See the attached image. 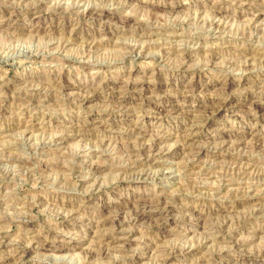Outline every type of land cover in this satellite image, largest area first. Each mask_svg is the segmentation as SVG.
Segmentation results:
<instances>
[{"label":"rangeland","instance_id":"1","mask_svg":"<svg viewBox=\"0 0 264 264\" xmlns=\"http://www.w3.org/2000/svg\"><path fill=\"white\" fill-rule=\"evenodd\" d=\"M0 5V257L29 236L72 248L49 263L31 250L18 264H86L110 231L95 232L85 216L95 223L163 198L176 207L131 226L142 242L122 264H211L214 254L223 264H264L256 211L264 202V0ZM92 7L108 10L105 23L83 13ZM224 102L234 112L218 111ZM174 108L183 118L162 112ZM138 137L157 138L171 152L167 166L137 165L140 155L128 149ZM86 149L100 154L83 158ZM196 213L206 215L200 224ZM238 235L251 240L236 248ZM154 244L192 253L166 263Z\"/></svg>","mask_w":264,"mask_h":264},{"label":"bare ground","instance_id":"2","mask_svg":"<svg viewBox=\"0 0 264 264\" xmlns=\"http://www.w3.org/2000/svg\"><path fill=\"white\" fill-rule=\"evenodd\" d=\"M1 5H0V8L2 7ZM246 5L247 4H245V6ZM248 5H249V7L258 6L257 4H255V2H251ZM83 13L85 15H91L93 18H96V19L100 17L101 20H102V22H104V23L106 22V20H104V16H108L107 15V13H108V10L107 9H97L96 7L95 8H93V7L92 8H84ZM215 26L217 27L216 24H215ZM106 29L108 30V28H106ZM142 47L143 46H136V47L131 48L130 50L132 51V55H137V53H139L138 51H140V49ZM186 59H187V57H186ZM231 82H233V80H229L228 85ZM69 87L70 86H68L67 84H64L63 85V88H69ZM195 87L196 86H190L187 91L188 92L195 93L196 90H197V89H195ZM230 94H231V92H227V96L230 97ZM146 98L147 99H144V104H146V106L147 105H151L150 102L147 101L148 100V97L147 96H146ZM223 108H226L227 110H231L232 112H234L235 105L234 106H230V104H228V102H224V104L221 105V107L219 108L218 111H220ZM254 109H258V110L261 111L260 108L255 107V106H254ZM179 111L180 110H178L177 108H174V109H170L169 111L163 110L162 112H166V113L169 112V113H172V114H176L175 115V118H183V116L182 117H179V116L180 115H183L185 113H182V112L180 113ZM209 113H210V111H209ZM177 114H180V115L177 116ZM87 122H90V124H92V120H91L90 117H89V119H87ZM30 123H31V125L27 126L26 128H28V129L29 128H33V127L35 128V119H31L30 120ZM138 138L140 140V141H138V143H139L138 145H134V146H131V147L128 146V147H130L128 149L129 151H134L135 153H137V154L140 155L139 156L140 157V160L137 162L138 163L137 165H139L141 167V166H143V165H145L147 163H151L152 166H153L152 168H154V167H158L159 168V167L167 166V159L169 158L171 152L169 150L159 149L158 148V143H157V140H156L157 138L156 139H153L151 141L142 140V139H140V137H138ZM53 141L55 143H58L59 142V138L58 139L55 138ZM252 145H254V144H252ZM49 150L50 149H43L42 148L40 151H42V152L45 153V152H49ZM98 154H100V151H98V150L95 151V150H92V149L91 150L90 149L89 150L86 149L85 152H83V153L81 152V155L80 156L83 157V158H89V157H96V156L98 157ZM243 157H245V156H243ZM245 160H247V159H245ZM3 162H9L10 163L11 160L9 158L8 160H5ZM18 162L21 163V164H23V165L30 164L29 161H27V160L24 161V159L22 161H18ZM246 163H248V162H246ZM63 168H66L67 169V165L66 164H63L61 167H57V169H60V170H62ZM80 170L81 171L87 170V172L90 173V172H92V170L94 171L95 169H94V167H90V166H87V167L80 166ZM84 180H86V179H84ZM237 193H239V192H237ZM0 200H2V199H0ZM127 205L128 204L125 203V206H127ZM133 205H134V207H132L133 210H131V211L122 212V211H119L118 210V211L115 212L114 215L107 216L103 220H98L95 223L92 222L94 220L93 217L85 216L83 218V221L81 223L84 224L86 221L89 222L90 226L93 227L95 229L94 231L97 232V233H104L103 232V229L107 228V227H105L106 225H109L108 226V228H109L108 230L110 231L109 234L107 235L108 238H105L103 241L101 240V242L99 244H97L96 247H92V249H89L88 250V253H87L88 257L87 258H89V259H88V261H87L86 264H92L93 262H96V264H122V261L126 259L125 253L131 250V247H132L133 242H135V241L142 242V239L141 238L140 239L139 238L138 239H133V238L131 239L132 232H133V229H131V226L135 225L139 221H142V220L145 221V217H146V214L147 213H157V212H163V211L167 213V212H170L171 211V208L176 207V204L175 203L173 204V203L169 202V200L168 201H165V199H163V198H158L156 200L146 201V202L139 201L138 203L133 204ZM258 206L259 207L256 209L257 213L260 216L264 217V202L260 203ZM82 209L83 208L81 206L77 207L76 210L70 211L71 212V215L74 216V214H79L80 212H82ZM204 216H206V215L203 214V213H196L194 215V218L191 219V220L194 221L197 224H200L201 218H203ZM84 219H85V221H84ZM165 221H167V220H165ZM204 224H206V223L204 222L203 225ZM103 227H105V228H103ZM211 228H212V225H211ZM207 234H208V232H207ZM218 234H219V232H218ZM239 235L237 236L238 238L235 241L233 240L234 241V246L236 248L242 242H244L246 240H251V238L243 237V235L242 236H239ZM26 237H27V239L24 238V239H21V241L19 240V241L12 242L11 247H8V248H10L9 249L10 250L9 253L2 255L0 258L3 261H8L7 262L8 264H18L19 261L21 262V260L24 257V255L30 253L31 250H38L39 252L42 251L44 254H46L45 256H42V257H43L45 263H49L48 256L55 257L57 259V257L59 258V257L62 256V254H61L62 252L66 251L69 248H72L68 244H60V245L57 244L56 245L55 243L52 244L51 242H46V240L44 241L43 244H41V243L38 244V241H36V238H32V237H29V236H26ZM208 239L210 240V238H208ZM66 243H68V242H66ZM94 243H96V242H91V245L94 244ZM192 247L193 246H191V248ZM0 248H1V246H0ZM153 248L156 250V252H159L162 255V257H165V259L164 258L163 259L165 260L166 263H168L171 260H174V259H177V258H181L182 256L185 255V252H187L188 254L192 253V250L191 249H180V248L175 247V246L174 247L173 246H170V247L169 246L162 247L160 245L154 244V247ZM111 250H114L119 255L117 257H115V258H112L111 255H110ZM2 252L5 253V252H8V251H2ZM47 253H49V254H47ZM219 255L220 254H214V256L211 257L210 260H208V262H212L211 264H223L224 262L223 261H220V256L221 255L220 256ZM109 258L111 260H108ZM7 263H5V264H7Z\"/></svg>","mask_w":264,"mask_h":264}]
</instances>
